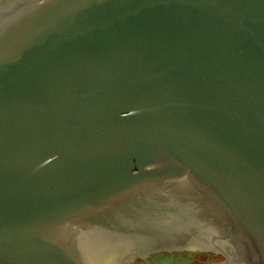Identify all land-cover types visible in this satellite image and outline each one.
<instances>
[{"label": "water", "instance_id": "obj_1", "mask_svg": "<svg viewBox=\"0 0 264 264\" xmlns=\"http://www.w3.org/2000/svg\"><path fill=\"white\" fill-rule=\"evenodd\" d=\"M162 195L264 264V0H0V264H87L64 229Z\"/></svg>", "mask_w": 264, "mask_h": 264}, {"label": "flooded vegetation", "instance_id": "obj_2", "mask_svg": "<svg viewBox=\"0 0 264 264\" xmlns=\"http://www.w3.org/2000/svg\"><path fill=\"white\" fill-rule=\"evenodd\" d=\"M150 188L154 190V187ZM168 188L175 191L181 189L177 186ZM140 197L144 200L149 199V202H135L131 198L117 202V208L114 210L104 211L93 217H81L62 231L63 242L87 264L93 263L85 249L92 247L105 250L110 256L109 264H137L138 261L144 262L147 258L154 260L157 255H162L160 259H164V255L185 252L187 249L197 251L196 255L199 256L191 259V264L203 262L200 253L205 255L206 264L217 263L209 261L217 254L224 259L214 247L212 235L204 236L201 229H196L195 223L202 224L199 219H195L194 224L187 226L191 228L190 231L184 226V220L181 218L173 224L170 222L171 212L179 211L183 215L186 209L192 208L201 213L203 209L208 211V206L211 205L209 202L194 198L196 196H192L193 199H186L190 196L164 195ZM140 205L146 206L147 209L138 210ZM189 220L191 221L186 219ZM206 227L212 231L211 233L216 231V226ZM229 264H232L231 261Z\"/></svg>", "mask_w": 264, "mask_h": 264}, {"label": "rangeland", "instance_id": "obj_3", "mask_svg": "<svg viewBox=\"0 0 264 264\" xmlns=\"http://www.w3.org/2000/svg\"><path fill=\"white\" fill-rule=\"evenodd\" d=\"M179 252H174L171 254L164 255V259H160L162 255H157L155 256L156 258L153 259H145L146 261H138L137 264H191V259L194 257H199L197 254V251H193L191 249H187ZM187 252V253H186ZM200 257L203 258L201 263H196V264H206L207 260L205 259V255L200 253ZM210 257V256H209ZM222 259L221 257L217 254L216 257L212 260V258L209 259V261H214V262H220Z\"/></svg>", "mask_w": 264, "mask_h": 264}]
</instances>
